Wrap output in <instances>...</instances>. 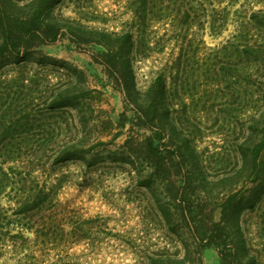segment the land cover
Listing matches in <instances>:
<instances>
[{
	"label": "rangeland",
	"instance_id": "obj_1",
	"mask_svg": "<svg viewBox=\"0 0 264 264\" xmlns=\"http://www.w3.org/2000/svg\"><path fill=\"white\" fill-rule=\"evenodd\" d=\"M1 2L0 264H264V0Z\"/></svg>",
	"mask_w": 264,
	"mask_h": 264
},
{
	"label": "trees",
	"instance_id": "obj_2",
	"mask_svg": "<svg viewBox=\"0 0 264 264\" xmlns=\"http://www.w3.org/2000/svg\"><path fill=\"white\" fill-rule=\"evenodd\" d=\"M34 20V19H33ZM30 28L33 32L34 35L38 33L39 30H41L40 26H32L29 24ZM54 27V26H53ZM59 28H57L53 34L51 33H44L41 34L42 37L46 38L45 40H50L49 38L53 39L58 37L59 34ZM0 32L2 35V43H0V54L9 52L17 57H20L25 48L27 47L26 45V35L22 34H17L16 32H13V29L11 27V24L9 22V18L7 17V12L6 9L3 5V3L0 0ZM41 32V31H40ZM27 34H31L30 32H27ZM108 66H112L113 68H116V65L114 61L112 60H107L104 61ZM64 158H68L67 155L60 156L59 159L63 160ZM43 185L39 187L38 192L36 193L35 196H32L30 194H27L25 196V199L23 201V206L25 209H27V213H30V211H36L38 213H44L47 212L48 209H50L51 206V197H50V192L46 190ZM52 239L51 235H44V243L49 242Z\"/></svg>",
	"mask_w": 264,
	"mask_h": 264
}]
</instances>
